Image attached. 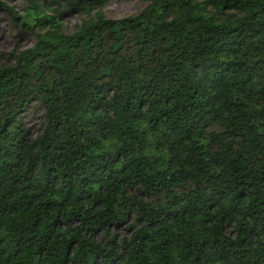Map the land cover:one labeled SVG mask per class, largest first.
Returning <instances> with one entry per match:
<instances>
[{
    "label": "trees",
    "instance_id": "16d2710c",
    "mask_svg": "<svg viewBox=\"0 0 264 264\" xmlns=\"http://www.w3.org/2000/svg\"><path fill=\"white\" fill-rule=\"evenodd\" d=\"M104 2L0 1V264H264V0Z\"/></svg>",
    "mask_w": 264,
    "mask_h": 264
},
{
    "label": "rangeland",
    "instance_id": "374dc122",
    "mask_svg": "<svg viewBox=\"0 0 264 264\" xmlns=\"http://www.w3.org/2000/svg\"><path fill=\"white\" fill-rule=\"evenodd\" d=\"M3 4L10 6L13 10L20 11L23 0H0ZM146 4V0H105L102 10L106 17H121L136 13ZM80 21V15L69 14L62 20V25L66 30H73L74 25ZM33 36L29 32L22 31L6 12L0 8V52L9 51L15 42L18 47H26L32 43ZM42 120V109L37 104H31L23 114V122L31 132L40 124ZM119 235L124 234L122 229L117 231Z\"/></svg>",
    "mask_w": 264,
    "mask_h": 264
}]
</instances>
